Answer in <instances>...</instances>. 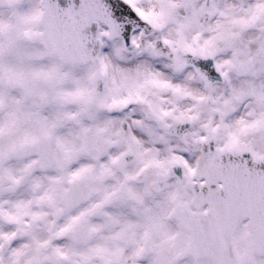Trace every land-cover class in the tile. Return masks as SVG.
Here are the masks:
<instances>
[{"label": "snow or ice", "instance_id": "6c2138e0", "mask_svg": "<svg viewBox=\"0 0 264 264\" xmlns=\"http://www.w3.org/2000/svg\"><path fill=\"white\" fill-rule=\"evenodd\" d=\"M0 264H264V0H0Z\"/></svg>", "mask_w": 264, "mask_h": 264}]
</instances>
